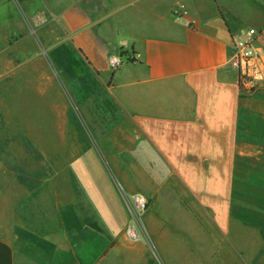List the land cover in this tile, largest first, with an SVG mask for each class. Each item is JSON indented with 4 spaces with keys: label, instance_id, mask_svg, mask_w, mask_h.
I'll list each match as a JSON object with an SVG mask.
<instances>
[{
    "label": "crops",
    "instance_id": "crops-1",
    "mask_svg": "<svg viewBox=\"0 0 264 264\" xmlns=\"http://www.w3.org/2000/svg\"><path fill=\"white\" fill-rule=\"evenodd\" d=\"M250 29L264 48V0H0V55H26L29 67L12 75L23 65L7 59L0 97L30 79L45 93L57 78L55 150L63 152L68 134L58 120L78 106L81 129L102 140L110 168L101 180L80 177L75 168L87 152L73 142L68 158L54 155V174L37 182L22 157L47 149L17 145L18 124H3L10 142L0 143V264L148 262L152 245L127 236L116 182L146 199L148 236L165 258H175L182 230H193L186 245L208 258L216 235L233 227L237 167L255 158L248 151L264 150V81L246 89L233 65ZM112 57L122 60L115 71ZM10 112L0 119L29 117ZM43 156L34 172L44 170ZM18 230L52 253L21 252Z\"/></svg>",
    "mask_w": 264,
    "mask_h": 264
},
{
    "label": "rangeland",
    "instance_id": "rangeland-1",
    "mask_svg": "<svg viewBox=\"0 0 264 264\" xmlns=\"http://www.w3.org/2000/svg\"><path fill=\"white\" fill-rule=\"evenodd\" d=\"M7 59L13 60L17 65L25 63L27 56L23 54L0 55V72L2 73H5V70L2 69L6 66ZM49 59V56H47V62L51 61V59L50 61ZM28 68L29 67L23 65L20 69L12 71L11 74H22ZM53 74L55 75V72H53ZM53 83V85L45 88V93H43V91L41 93L38 91V83L33 79L26 81L24 86L12 88L8 85L3 88L6 95L0 97V112L3 113L4 110L5 112L11 110L10 114L12 116L19 117L25 114L26 111L29 112V115H26L29 117L25 118V116H22V118H17L16 120L9 118L6 120L0 119V143L6 145L10 142L7 135V125L5 126L3 124L7 123L10 126L13 124V121H15V124H18L14 127L16 132L14 137L17 145L26 144V146L31 149H36L38 145H41V147L47 149L46 151H34L31 153V157L27 154L24 158L22 157V150L15 151L17 155L22 157L25 163L30 165L33 172L32 175L38 177L32 178L41 183L54 174V155H61L64 158H68L72 143H83L82 151H86L87 153L84 155L83 160L80 161V167L75 168L77 170L76 173L79 172L80 177L95 176L101 180L103 174L104 176L107 175L103 173V171L105 169L108 173L110 171L107 164L108 160H106V150L98 135L93 134L91 130L81 129V123L85 120L81 117L82 115H77V111L80 112V110L77 108L78 106H76V104V109L72 108V111L69 112L68 110V113H66L67 120L65 118L58 120L61 121L64 132H68V134L63 136L66 142V146L61 150L63 152L60 153L59 150H55V143L58 142V137L53 129V124L55 122L54 101L55 96L58 97L60 94L58 88H61V82L59 83L56 78V82ZM62 88V94L70 101L72 97L70 90H67V88L63 86ZM69 105L68 103L67 106L69 107ZM62 106L64 105L62 104ZM2 116L4 117L3 114ZM18 130H21L20 133H17ZM72 132L75 133V136ZM35 143L37 146L34 145ZM92 151L93 153H91ZM248 153H253L255 158H249V165L239 166L236 169L237 181L234 184L232 230L229 234H223L221 240L218 238L219 236L216 235L217 246L211 248L212 252H210L208 258H204L205 254L202 252L201 246L196 244L190 246L186 245L187 239L194 236L193 230H182L181 233L178 234L180 236L176 235L175 238L178 241H176L175 248L172 250L173 253L175 252V258H165L162 249L156 246L154 242L150 240V236H148L150 234H148L149 229L145 217L147 211L141 218V222H136L133 216V210L135 209L134 197L125 193L119 183L116 182L118 193L128 215V226L138 231L139 240L135 242L142 245L149 242V244L151 243L152 245L153 250L150 251L152 258H148V262L146 260L142 264H264V150L248 151ZM43 154H45L47 160L44 170L40 167L39 172H34L36 169L38 171V168H35V165H38V163L34 160L35 158L36 160H42L44 158ZM63 161L67 162V159H63ZM97 162H100L101 166L98 165L99 163ZM86 179L87 181L89 180L88 177ZM98 179L95 181H99ZM95 181L93 183H95ZM56 184L59 190L63 189L66 193V187H68L69 184L66 183L65 177L64 179L61 177L59 181L56 179ZM175 212L179 213L178 210ZM207 215L210 217L209 213H207ZM181 223H183V220H181ZM16 234L20 244L18 249L26 255L38 258L39 256L44 257L52 253L50 244L40 241L33 235L22 230H18ZM193 241L192 238V242ZM220 251L222 254L219 253ZM183 252H185L186 256H184Z\"/></svg>",
    "mask_w": 264,
    "mask_h": 264
},
{
    "label": "built area",
    "instance_id": "built-area-1",
    "mask_svg": "<svg viewBox=\"0 0 264 264\" xmlns=\"http://www.w3.org/2000/svg\"><path fill=\"white\" fill-rule=\"evenodd\" d=\"M258 35L256 30L250 29L247 32V38L235 47L233 65L239 72L240 84L246 89H255L264 81V48L257 41ZM109 63L112 70L115 71L122 65V60L118 57H112ZM134 200L133 216L139 223L148 209V203L141 196L134 197ZM126 231L130 240H139L138 231L135 228L128 226Z\"/></svg>",
    "mask_w": 264,
    "mask_h": 264
}]
</instances>
